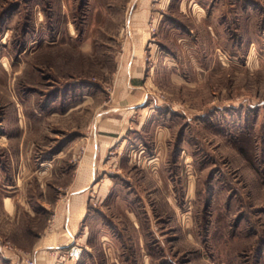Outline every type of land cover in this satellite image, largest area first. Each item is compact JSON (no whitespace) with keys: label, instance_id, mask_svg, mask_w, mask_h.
<instances>
[{"label":"rangeland","instance_id":"1","mask_svg":"<svg viewBox=\"0 0 264 264\" xmlns=\"http://www.w3.org/2000/svg\"><path fill=\"white\" fill-rule=\"evenodd\" d=\"M134 45L145 101L90 163ZM31 259L264 264V0H0V264Z\"/></svg>","mask_w":264,"mask_h":264},{"label":"crops","instance_id":"2","mask_svg":"<svg viewBox=\"0 0 264 264\" xmlns=\"http://www.w3.org/2000/svg\"><path fill=\"white\" fill-rule=\"evenodd\" d=\"M131 8L133 9V6ZM138 16L139 12L135 13L132 11L129 15V23L132 24L133 22L135 25L136 23L138 24ZM136 34L140 35L138 31H136ZM135 47L136 46L134 45L133 50L131 49V57L127 59V65H125L123 71H121L122 73L118 79L115 95L113 97L114 106L111 108V110L118 113V116L111 115L101 119L99 118L93 125L94 132L92 137V153H90L91 158L89 160L90 163L95 161L97 158V150L101 151L102 148L107 147L119 140L120 136L127 128L129 112L145 101V94L143 93L142 85L139 79L141 76V69L139 68L141 67V58L139 57L140 54L137 52L140 49L138 48V45L136 48ZM86 169L87 173H89L91 177L93 173L92 167H90V169L89 167ZM80 185H82V183ZM84 187L85 186H80L75 193L82 192V188ZM77 209L78 208L75 204L72 206L70 204L68 205L67 217L65 218L64 226L62 227L64 231L63 234L67 241L72 240L76 232L77 218L74 216L77 212ZM41 256L43 255H40V257Z\"/></svg>","mask_w":264,"mask_h":264},{"label":"built area","instance_id":"3","mask_svg":"<svg viewBox=\"0 0 264 264\" xmlns=\"http://www.w3.org/2000/svg\"><path fill=\"white\" fill-rule=\"evenodd\" d=\"M80 255V248L76 245H72L70 246V248H68L64 255L65 257L69 258V259H77L78 256ZM30 264H34V260L31 259V261H29ZM58 264V263H57Z\"/></svg>","mask_w":264,"mask_h":264}]
</instances>
